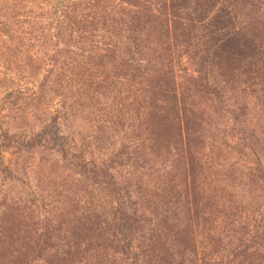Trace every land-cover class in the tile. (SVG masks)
<instances>
[{"label": "trees", "instance_id": "16d2710c", "mask_svg": "<svg viewBox=\"0 0 264 264\" xmlns=\"http://www.w3.org/2000/svg\"><path fill=\"white\" fill-rule=\"evenodd\" d=\"M0 36L35 119L0 129V264H264V0H0Z\"/></svg>", "mask_w": 264, "mask_h": 264}, {"label": "rangeland", "instance_id": "374dc122", "mask_svg": "<svg viewBox=\"0 0 264 264\" xmlns=\"http://www.w3.org/2000/svg\"><path fill=\"white\" fill-rule=\"evenodd\" d=\"M9 44L6 41L4 36H0V129L3 127H6L7 124L10 125V123H22L26 121H31L32 123H35V119H26L23 117L24 114L20 112H15L14 110L11 109L9 105H7V100L9 95L7 96V90H6V79H8V76L14 75V73L20 72V70H24L22 67V56L14 49L9 48ZM10 52H13V55L10 54ZM18 86V84H17ZM16 86H13V88ZM231 126V122L229 119L223 120V124L221 125V128L226 134L228 132L229 127ZM244 135L242 131L240 130V133L236 134L235 131H231L230 134H227L223 138H225V141L227 143H230L233 145V143H239L241 145V149L243 148V153H251L249 149H246V147H243V144L245 142L244 140ZM244 140V141H243ZM257 147L255 148V150ZM240 151V150H239ZM239 151L235 152L234 155H237ZM241 152V151H240ZM40 153V152H39ZM37 153L31 154L29 156H24L22 157L23 162H30L38 159V157L41 155V153L36 157ZM252 155V153H251ZM262 163V162H261ZM263 164V163H262ZM264 166V164H263ZM260 192H257L255 194V199L251 200V197H245L242 198V205L246 207V211L249 212V216L246 218L249 224H252V219H257L258 218V206L259 204L263 203V195L258 194ZM241 194V193H240ZM247 212V213H248ZM246 215V212H245ZM246 231L248 230V227L245 229ZM228 249H230V246H228ZM227 250V247L223 249V251Z\"/></svg>", "mask_w": 264, "mask_h": 264}]
</instances>
